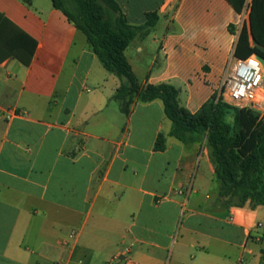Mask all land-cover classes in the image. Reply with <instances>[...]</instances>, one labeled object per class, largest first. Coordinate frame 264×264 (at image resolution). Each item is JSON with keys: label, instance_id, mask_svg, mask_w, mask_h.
<instances>
[{"label": "crops", "instance_id": "obj_1", "mask_svg": "<svg viewBox=\"0 0 264 264\" xmlns=\"http://www.w3.org/2000/svg\"><path fill=\"white\" fill-rule=\"evenodd\" d=\"M116 1L133 25L160 16L125 51L139 83L200 111L235 57L238 12ZM120 85L52 0H0V111L22 113L0 119V264H264V206H227L205 143L171 137L161 100L124 114Z\"/></svg>", "mask_w": 264, "mask_h": 264}, {"label": "trees", "instance_id": "obj_2", "mask_svg": "<svg viewBox=\"0 0 264 264\" xmlns=\"http://www.w3.org/2000/svg\"><path fill=\"white\" fill-rule=\"evenodd\" d=\"M241 13L246 0H227ZM87 39L89 47L104 68L121 81L114 99L129 115L136 102L161 100L172 122L170 136L183 143H205L220 183V198L229 207L264 206V114L231 105L217 93L197 113L180 103V91L163 83L143 87L125 51L137 38H145L157 27V12L146 15L143 25L131 24L116 0H52ZM231 30L236 32L234 26ZM256 53L264 60V0H254L249 29L238 38L234 56L245 59ZM157 151L166 149V136L160 134Z\"/></svg>", "mask_w": 264, "mask_h": 264}, {"label": "built area", "instance_id": "obj_3", "mask_svg": "<svg viewBox=\"0 0 264 264\" xmlns=\"http://www.w3.org/2000/svg\"><path fill=\"white\" fill-rule=\"evenodd\" d=\"M254 0H246L234 27L237 39L244 28L249 29ZM219 95L240 109L264 110V60L256 53L245 59L232 57L227 65ZM22 115L14 111H0V119L11 120ZM182 193V192H181ZM73 237V236H72Z\"/></svg>", "mask_w": 264, "mask_h": 264}, {"label": "rangeland", "instance_id": "obj_4", "mask_svg": "<svg viewBox=\"0 0 264 264\" xmlns=\"http://www.w3.org/2000/svg\"><path fill=\"white\" fill-rule=\"evenodd\" d=\"M252 112H253L254 114H256V115H259V116H262V115L264 114V110H263L262 112L253 111V110H252ZM200 159H201V157H200Z\"/></svg>", "mask_w": 264, "mask_h": 264}]
</instances>
